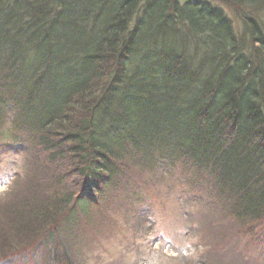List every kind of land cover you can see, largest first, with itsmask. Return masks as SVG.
<instances>
[{
    "label": "trees",
    "instance_id": "trees-1",
    "mask_svg": "<svg viewBox=\"0 0 264 264\" xmlns=\"http://www.w3.org/2000/svg\"><path fill=\"white\" fill-rule=\"evenodd\" d=\"M159 90L173 125L130 109ZM0 154L31 175L0 264H80L163 178L262 229L264 0H0Z\"/></svg>",
    "mask_w": 264,
    "mask_h": 264
},
{
    "label": "rangeland",
    "instance_id": "rangeland-1",
    "mask_svg": "<svg viewBox=\"0 0 264 264\" xmlns=\"http://www.w3.org/2000/svg\"><path fill=\"white\" fill-rule=\"evenodd\" d=\"M160 93L159 90L154 95L150 91L149 97L156 96L151 102L154 108L146 107L149 98L139 102L132 98L128 99L130 109L141 107L138 115L143 119L155 116L173 125L175 114L168 115V111L173 113V110L165 104L167 100ZM176 125L182 123L176 122ZM155 127V130L161 131L162 127ZM159 177V172H156L151 180ZM30 183L31 175H26L21 156L0 154V198L7 194L0 203L1 209L3 206L9 209L10 206L23 204ZM150 184L152 188L145 191L144 198L137 200L132 197L126 203L131 205V209L128 207L129 210L114 215L109 231L105 229L91 234L87 239L90 242L86 249L88 255L80 264H211V261L212 264H264V227L237 234L239 230L235 229L236 223L232 218L209 204H192L188 189L183 192V198L178 199L185 187L173 188L166 178L165 182L161 179ZM144 202L154 212L150 220L142 212ZM202 217L211 226L210 234H188L190 227L198 228L195 220ZM139 222L142 223L140 227ZM94 236L99 238L94 239ZM92 240L96 241L94 246ZM38 256L41 257V254ZM28 262H31V257L23 264ZM34 262L36 259L32 257V264ZM37 264L47 263L41 257Z\"/></svg>",
    "mask_w": 264,
    "mask_h": 264
},
{
    "label": "bare ground",
    "instance_id": "bare-ground-1",
    "mask_svg": "<svg viewBox=\"0 0 264 264\" xmlns=\"http://www.w3.org/2000/svg\"><path fill=\"white\" fill-rule=\"evenodd\" d=\"M144 201H145V200H144ZM142 212H143L145 215H147L148 220H150L151 218H153V217H152V214H153L154 212L151 211V210L149 209V205H148L147 202H144V203H143V205H142Z\"/></svg>",
    "mask_w": 264,
    "mask_h": 264
}]
</instances>
